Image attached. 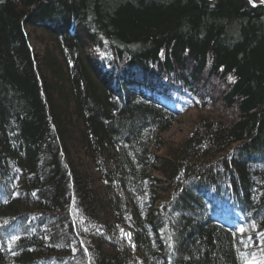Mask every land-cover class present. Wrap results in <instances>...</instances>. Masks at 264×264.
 Listing matches in <instances>:
<instances>
[{
  "label": "trees",
  "instance_id": "16d2710c",
  "mask_svg": "<svg viewBox=\"0 0 264 264\" xmlns=\"http://www.w3.org/2000/svg\"><path fill=\"white\" fill-rule=\"evenodd\" d=\"M251 263L264 6L0 0V264Z\"/></svg>",
  "mask_w": 264,
  "mask_h": 264
},
{
  "label": "rangeland",
  "instance_id": "374dc122",
  "mask_svg": "<svg viewBox=\"0 0 264 264\" xmlns=\"http://www.w3.org/2000/svg\"><path fill=\"white\" fill-rule=\"evenodd\" d=\"M195 115V110L187 111L183 114H180L174 124H172L171 127L164 133L165 138H167L168 140H177L183 137L185 134L189 133L191 128H193V124L195 122Z\"/></svg>",
  "mask_w": 264,
  "mask_h": 264
},
{
  "label": "water",
  "instance_id": "95a60500",
  "mask_svg": "<svg viewBox=\"0 0 264 264\" xmlns=\"http://www.w3.org/2000/svg\"><path fill=\"white\" fill-rule=\"evenodd\" d=\"M252 6L261 5L264 6V1L248 0Z\"/></svg>",
  "mask_w": 264,
  "mask_h": 264
}]
</instances>
